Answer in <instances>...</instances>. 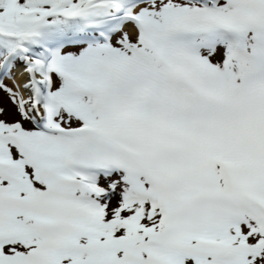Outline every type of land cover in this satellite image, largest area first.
<instances>
[{"label": "snow or ice", "instance_id": "snow-or-ice-1", "mask_svg": "<svg viewBox=\"0 0 264 264\" xmlns=\"http://www.w3.org/2000/svg\"><path fill=\"white\" fill-rule=\"evenodd\" d=\"M0 264H264V0H0Z\"/></svg>", "mask_w": 264, "mask_h": 264}]
</instances>
